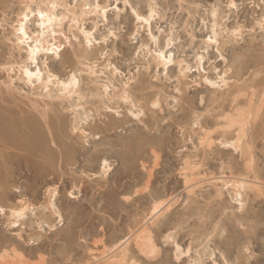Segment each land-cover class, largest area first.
I'll list each match as a JSON object with an SVG mask.
<instances>
[{"label":"rangeland","instance_id":"374dc122","mask_svg":"<svg viewBox=\"0 0 264 264\" xmlns=\"http://www.w3.org/2000/svg\"><path fill=\"white\" fill-rule=\"evenodd\" d=\"M56 1L64 6L57 8V12L71 17L63 20V34L57 39L72 52L75 64L62 61L56 65L55 56L44 52L38 54L37 64L44 77L49 72L59 77L49 84L52 92L61 87V81L71 77L72 70L76 71L83 94H75L71 101L66 99L62 104L57 98H46V91L39 83L32 86L21 74L20 66L27 60V51L14 42L15 30L25 10L23 6L32 0H0V164L3 163L0 179L8 176L0 180V207L8 212L7 217L0 216V252L3 253H0V264L89 263L95 253L98 255L104 249L110 252L115 242L127 239L138 228L143 229L151 218L155 200L175 197L178 201L165 215L155 219V224L147 223L159 252L152 259L159 260L160 264H179L176 260L179 245L184 253L191 249L190 259L188 255L181 256L184 264L196 261L204 264L214 251L232 260H243L244 264H264V29L260 27L264 22V7H260L261 0H130L141 15L147 16L151 8L156 10L150 27L138 22L128 10V15L122 16L115 25L121 29L119 39L111 38L103 47L96 45L91 49L86 48L83 31L96 28L94 36L103 41L107 31L114 29L111 11L105 26L103 18L95 15L97 0ZM100 2L108 4L115 0ZM232 2L236 8L229 7ZM120 5L123 13V0ZM82 10L87 13L73 20V13L79 14ZM39 22L32 14L25 22L33 38L41 30ZM215 24L218 44L213 42L208 46L206 40L213 35ZM149 29L156 42H152ZM73 37L83 42H74ZM168 38L173 39L169 50L174 49L176 63L165 75L164 66L155 61V54L157 45H165ZM104 53L108 54L107 58ZM198 53L205 54L206 71L196 68ZM181 61L192 67L187 75L179 73ZM53 67L59 71H52ZM218 69L219 74L226 73L231 84L227 92L211 89L205 81V76L217 79ZM124 82L130 83L131 98L137 108L142 101L159 97L162 110H147L144 121L135 119L130 115L131 101L109 99L121 90ZM105 84L110 85L109 96ZM238 85L241 92L235 97L232 92ZM251 98L253 110L246 125V138L242 140L246 151L243 153L241 149L222 144L236 135L232 130L225 131L223 124L228 112L232 113L237 106L247 108ZM176 99L181 100L179 105L174 103ZM144 108L149 109V103ZM53 110L62 112L61 130L55 127L58 117ZM116 111L120 112L118 118H115ZM41 112H48L54 121L53 134L47 130ZM206 130L211 132L210 146L199 142ZM53 135L59 148L50 146ZM12 139H22L24 144L20 147ZM42 145L52 162L40 157ZM103 158L111 165L110 169L103 168ZM248 160H251L250 167ZM187 161L189 167L185 165ZM244 174L256 177L261 191L248 190L240 197L231 188L222 187L224 176L227 179ZM210 177H219V190L208 182ZM193 178L202 183L192 194L186 192V181ZM125 196L131 199L125 200ZM21 206L26 211L19 230L26 239H16L15 232L4 230L12 211ZM224 221L228 229L226 240L215 235L217 225ZM170 233L171 238L166 240ZM131 242L130 257L143 264L148 256ZM245 246L251 250L250 257L242 253Z\"/></svg>","mask_w":264,"mask_h":264},{"label":"bare ground","instance_id":"6f19581e","mask_svg":"<svg viewBox=\"0 0 264 264\" xmlns=\"http://www.w3.org/2000/svg\"><path fill=\"white\" fill-rule=\"evenodd\" d=\"M37 3H40V4H48V5H50L51 3H56V4H58V2L56 1V0H48L47 2H46V0H40V1H38ZM94 10V9H93ZM93 10H90V11H88V12H91V11H93ZM150 10V12H155L156 13V10L154 9V8H151V9H149ZM25 11H27L26 9L22 12V17H23V15H24V13H25ZM47 11L48 12H50L52 15H55L56 17H57V20L56 21H54L53 22V24H48V21L47 20H45V21H40L39 22V24L40 23H44L45 25H46V27L44 28V29H41L39 32H43L44 33V35L42 36V37H39V40H40V44H39V47L41 48V51H39V52H37L36 53V55H35V57H34V61L35 62H33L32 60H29V54H30V48L31 49H35L38 45H37V43H36V40H37V35L33 38L29 33H28V31H27V29H26V24H25V22L26 21H23L22 20V18L19 20V24L20 23H24V25H25V31H26V33L28 34V41L30 42V47H29V43H27L26 42V44L25 45H23V46H21V45H19V44H16L17 46H18V48H20V49H26V51H27V60L24 62V64L23 65H21L20 66V70H21V74H22V76L24 77V79L27 81V83H29V78L25 75V73H24V71H23V69L24 68H28L29 70H31V71H35L37 68H39V70L41 71V73L43 74V70H42V68L37 64V56H38V54H40V53H43L44 51H43V49H45V48H51L52 47V45L53 44H55L57 47H61V46H63V44L62 43H60L58 40L59 39H57V37L60 35V34H63V30H62V25H63V20L61 21L59 18L60 17H65V15H63V14H59L58 12H57V9H55V10H53V9H51V8H49V9H47ZM74 12V11H73ZM215 13H216V10L214 11ZM218 12V11H217ZM87 13V11L86 10H82V12L81 13H77V12H74L73 13V20H75V21H77L78 20V18L79 17H81L82 15H84V14H86ZM32 13L31 12H28V16L30 17V15H31ZM72 14V13H71ZM141 15V14H140ZM142 16H144V15H142ZM145 17V19H148L149 21H151V19L154 17V16H149V14L147 15V16H144ZM150 23L151 22H149L148 23V26L150 27ZM61 28V29H60ZM53 33H55V35H53ZM15 34H16V30H15ZM62 36V35H61ZM151 36H154L153 35V33L151 32ZM209 37H211V40H209ZM208 38H207V40H206V43H207V45L208 46H210L213 42H215V43H217L218 44V40H217V31H216V24L213 26V35L211 36H209ZM23 37H21V39H22ZM60 38V37H59ZM67 38V37H66ZM66 41H67V39H66ZM172 41H173V39L172 38H168L167 40H166V43H165V45H163V46H160L161 44H159V45H157V46H159L158 47V49H157V51H162V52H166L167 53V51L169 50V47H170V45L172 44ZM86 48H88V45H87V43H86ZM88 51V50H87ZM86 51V52H87ZM90 51V50H89ZM156 51V52H157ZM44 53H46V52H44ZM83 53V52H82ZM46 54H48V53H46ZM81 54V53H80ZM86 54V53H85ZM88 54V53H87ZM93 54V53H92ZM203 55V57H204V64H203V66L202 67H200V66H198V62H197V57L198 56H200V55ZM83 56H86V55H83ZM93 56V55H92ZM196 57V68H197V70H199V71H206L205 70V54L204 53H198L197 54V56H195ZM94 58V57H93ZM89 59V58H88ZM157 60H158V58L156 57V54H155V61L157 62ZM28 61H30V62H28ZM174 62L176 63V61H175V59H174ZM34 64V66H32ZM158 65H162V66H164V64H163V61H160L159 62V64ZM174 65V63H172V64H169L168 65V67H167V70L171 67V66H173ZM178 65L180 66V72L179 73H181V74H183V75H187V73L188 72H191L192 71V67L189 65V63H187V64H183V61H181V62H179L178 63ZM181 65H183V67H181ZM235 65H237V64H235ZM241 65V64H240ZM240 67V66H239ZM238 70H239V68H238ZM242 70V69H241ZM241 70H239V71H241ZM92 73H94V70L92 69ZM236 73V72H235ZM237 73H238V71H237ZM236 73V74H237ZM49 74V73H48ZM48 74L44 77V75H43V83H41V81L40 80H37V79H33V81L31 82V83H29L30 85H32V86H35V83H39L42 87H43V89H47V91L45 92V96H46V98L47 97H49L50 99L52 98L53 100H55L56 98L59 100V102H60V104H62L63 102L65 103V100L67 99V101L68 100H70L71 98H73V96L75 95V94H78V95H80L81 93H80V86L79 87H77V86H73V90H72V93L71 94H66V90L65 89H63L62 87H60L56 92H57V94H54V92H52V89L49 87V83H48ZM235 74V75H236ZM239 74H241L240 72H239ZM226 73L225 74H219L218 76H217V79H213V78H210L209 76H205V81L207 82V84L209 85V88H215L216 90H221V91H223V92H227L228 91V89L230 88V86H231V84H230V82L228 81V79L226 78ZM52 76H54V74H52ZM221 77H223V80L221 79ZM71 79V77L69 78V79H67L66 81H61L60 82V85L62 84V83H67L69 80ZM77 79L78 80H80V78H78V76H77ZM143 79V78H142ZM81 81V80H80ZM208 81H212V83L210 84V83H208ZM254 82V81H253ZM124 83H126V82H124ZM142 83V82H141ZM141 85H144V84H141ZM213 85H216L215 87L213 86ZM145 86V85H144ZM147 86V85H146ZM240 85H238V88L234 91V92H232V93H234V95H235V97H237L236 95H237V93L239 94L241 91V89H239L240 87H239ZM142 87V86H141ZM91 88V87H90ZM89 88V89H90ZM104 88H107L108 90L107 91H105L106 92V94H108L107 92H109V88H110V85H108V84H105L104 85ZM114 88L116 89L117 87L116 86H114ZM211 88V89H212ZM94 89V88H93ZM130 89V88H129ZM144 89V88H143ZM231 89V88H230ZM118 90V89H117ZM115 91V90H114ZM215 91V90H214ZM55 92V93H56ZM93 92V91H92ZM95 92V91H94ZM220 92V91H219ZM229 92H230V90H229ZM231 93V92H230ZM231 93V94H232ZM83 94V93H82ZM81 94V95H82ZM93 94V93H92ZM99 94V93H98ZM223 95H224V93H222ZM221 94V95H222ZM226 94H228L229 95V93H226ZM80 95V96H81ZM94 95V94H93ZM96 95V94H95ZM240 95V94H239ZM107 96H109V94L107 95ZM96 97H98V95L96 96ZM131 97H133V96H131V92H130V90H128V95H127V99H128V101H131V102H133L132 100V98ZM100 98H101V96H100ZM114 98H119V100H122V101H124L125 102V89L123 88V86H122V88H121V90H120V88H119V92H114V95H110L109 96V99L110 100H113ZM215 98V97H214ZM218 98V97H217ZM220 99L222 98V97H219ZM108 99V100H109ZM61 100V101H60ZM223 100H225V99H223ZM71 101V100H70ZM56 102V101H55ZM73 102V101H72ZM235 102V101H234ZM248 107L246 108H244V107H241V108H235V109H233V111L231 110L230 112H232V113H229L228 112V114H226V116H225V118H226V120H225V122H224V124H223V128H224V130L225 131H231L232 130V132H235V138L233 139V140H231V141H222V144H224V145H231V146H233L235 149H241V151L243 152H246L245 151V149H244V145H245V143H244V145L242 144L243 142H242V140H244V138H246V135H247V128H246V125L248 124V120H249V117H250V115L252 114V110H253V99L251 98V99H249L248 101ZM247 102H246V104H247ZM51 103V102H50ZM74 103V102H73ZM130 103V102H129ZM262 103V102H261ZM71 104V103H70ZM75 104V103H74ZM237 104V103H236ZM239 104V103H238ZM46 105V104H45ZM48 105V104H47ZM46 105V106H47ZM50 105H53L52 103L50 104ZM72 105V104H71ZM70 105V106H71ZM58 106V105H57ZM68 106H69V104H68ZM77 106H79V104L77 105L76 104V107ZM235 106V105H234ZM233 106V107H234ZM232 107V106H231ZM240 107V106H239ZM79 108V107H78ZM108 108H110V107H108ZM244 108V109H243ZM47 109H48V106H47ZM54 109V108H53ZM64 109H66V107L64 108ZM69 109V107L67 108V110ZM95 109H97V108H95ZM99 109V108H98ZM232 109V108H231ZM257 110H259V108L257 107L256 108ZM46 110V109H45ZM59 110V109H58ZM70 110V109H69ZM77 110V109H76ZM75 110V111H76ZM61 111H62V109H61ZM97 111H99V110H97ZM22 112V111H21ZM56 113V117H58V121H55L56 122V126L55 127H57V128H59L60 130H61V123H62V121H61V123H60V117H61V115H60V113H62V112H60L59 111V113H58V111H54L53 110V113ZM67 112V111H66ZM78 112V111H77ZM13 113V112H12ZM42 114H43V112H41ZM52 113V114H53ZM81 113V112H80ZM79 113V114H80ZM84 113V112H83ZM67 114V113H66ZM55 115V114H54ZM60 115V116H59ZM79 116V115H78ZM120 116V115H119ZM122 116V115H121ZM32 117V116H31ZM123 117V116H122ZM34 118V117H33ZM42 118H43V121H44V123H45V125H46V127H47V130L49 131V132H51L50 134H53V128H55L54 127V125L52 124V123H54V121H52V118H50V116L48 115V112L47 113H44L43 115H42ZM60 118V119H59ZM115 118H118V116H116ZM37 119V118H36ZM63 119V118H62ZM6 120V119H5ZM28 120V119H27ZM54 120V119H53ZM56 120V119H55ZM124 120V119H123ZM41 120H39V122H40ZM112 121V120H111ZM121 121V120H120ZM32 122V121H31ZM64 122V121H63ZM19 123V122H18ZM23 123V122H22ZM30 123V122H29ZM43 123V124H44ZM117 123V122H116ZM124 123H125V121H124ZM15 124V123H14ZM17 124V123H16ZM19 124H21V123H19ZM42 124V126L44 127L45 125H43ZM64 124V123H63ZM112 124V123H111ZM9 125H11V123L9 124ZM91 125V124H90ZM114 125V124H113ZM120 125V124H119ZM32 126V125H31ZM6 127H7V125H6ZM12 127V126H11ZM18 127V126H17ZM22 127V126H21ZM111 127V126H110ZM113 127V126H112ZM36 128V127H35ZM94 128H97V127H94ZM12 129H14L13 127H12ZM24 129V128H23ZM37 129V128H36ZM108 129V128H107ZM15 130H17V129H15ZM45 130V129H44ZM55 130V129H54ZM21 131V130H20ZM27 131V130H26ZM65 131V130H64ZM207 131V130H206ZM205 131V132H206ZM56 132V131H55ZM58 132V131H57ZM62 132V131H61ZM12 133V132H11ZM37 133H39V132H37ZM42 133V132H41ZM23 133L21 132V134L20 135H22ZM49 134V133H48ZM210 134H211V132H206V133H204L203 132V136H201V138L199 139V142L202 144V145H204V144H208L209 146L212 144V142H213V140H212V138H211V136H210ZM15 135V134H14ZM36 135V134H35ZM58 135V134H57ZM61 135H63V133H61ZM32 136V135H31ZM41 136V135H40ZM45 136V135H44ZM43 136V137H44ZM47 136V135H46ZM15 137V136H14ZM19 137V136H18ZM22 137V136H21ZM24 137V136H23ZM22 137V138H23ZM43 137H42V139H43ZM55 137H56V135H55ZM55 137H54V135H53V137H52V140H51V142H52V144H50V146L51 145H53V147L54 146H58V148L60 147L59 145H57V140L55 139ZM1 138V137H0ZM35 138V137H34ZM64 138V137H63ZM2 139V138H1ZM0 139V140H1ZM9 139H10V137H9ZM20 139V138H19ZM36 139V138H35ZM15 140V139H14ZM13 139H12V142H16L20 147H21V144H24V142L22 143V139L21 140H15L14 141ZM24 140V139H23ZM35 141V140H34ZM59 141V140H58ZM60 141H61V139H60ZM63 141V140H62ZM202 141H203V143H202ZM31 142V141H30ZM37 142V141H36ZM42 142V141H41ZM49 142V141H48ZM48 142H46V143H48ZM3 143V142H2ZM32 143V142H31ZM34 143V142H33ZM38 143H40V142H38ZM43 143V142H42ZM5 144H7V143H5ZM27 144V143H26ZM49 144V143H48ZM59 144V143H58ZM9 145V144H8ZM8 145H5V146H8ZM10 145H11V143H10ZM31 145V144H30ZM37 145V144H36ZM66 145V144H65ZM25 146V145H24ZM49 146V147H50ZM247 146V145H246ZM15 147V146H14ZM18 147V146H17ZM19 147V148H20ZM39 147V146H38ZM48 147V149H50ZM126 147V146H125ZM9 148V147H8ZM8 148H6V149H8ZM11 148H13V147H11ZM26 148H27V146H26ZM29 148V147H28ZM62 148V147H61ZM1 149H2V147H1ZM6 149H4V150H6ZM22 150L24 149V148H21ZM30 149V148H29ZM32 149V148H31ZM36 149V148H35ZM38 149V148H37ZM46 149V148H45ZM57 149V148H56ZM3 151V150H2ZM154 152H155V150H153ZM34 152V151H33ZM54 152H55V150H54ZM53 152V153H54ZM243 152V153H244ZM39 153V152H38ZM51 153V152H50ZM61 153V152H60ZM1 154H2V152H1ZM5 154V153H4ZM17 154V153H16ZM49 153H48V151L46 150H44L43 149V145H42V147L40 148V157L41 158H44V159H47V158H49V161H50V157H49V155H48ZM56 154V153H55ZM33 155V154H32ZM21 156H22V154H21ZM24 156V155H23ZM29 156V155H28ZM60 156H61V154H60ZM5 158H6V156H4ZM157 157H159V156H157ZM34 158H35V156H34ZM39 158V157H38ZM38 158H36V160H38ZM61 158V157H60ZM104 160H103V168H105V164H104V162L105 161H107V159L106 158H103ZM5 160V159H4ZM24 160V159H23ZM32 160V159H31ZM34 160V159H33ZM48 160V159H47ZM22 161V160H21ZM54 161V160H53ZM58 161V160H57ZM99 161V160H98ZM30 162V161H29ZM44 162H45V160H44ZM43 162V163H44ZM47 162V161H46ZM50 162H52V161H50ZM102 162V161H101ZM191 162V161H190ZM2 163V162H1ZM11 163V162H10ZM9 163V164H10ZM36 163V162H35ZM39 163H40V161H39ZM39 163H37V164H39ZM189 163V161H187L186 162V166L187 167H189V165L190 164H188ZM192 163V162H191ZM3 164V163H2ZM2 164H0V165H2ZM8 164V163H7ZM23 164V163H22ZM27 164V163H26ZM46 164V163H45ZM59 164V163H58ZM248 167H250L251 166V160H248ZM43 165V164H42ZM49 165H50V163H49ZM54 165H55V162H54ZM53 165V166H54ZM192 165V164H191ZM4 166V165H3ZM19 166V165H18ZM110 166L111 165H109V162H108V166H107V168H106V170L107 169H110ZM11 167V166H10ZM46 167V166H45ZM196 167V166H195ZM52 168V167H51ZM191 168H193V167H191ZM5 169V168H4ZM46 169V168H45ZM44 169V170H45ZM190 169V168H189ZM1 170V169H0ZM12 170V169H11ZM49 170V169H48ZM185 170H186V168H185ZM185 170H183V172L185 171ZM192 170V169H191ZM195 170V169H194ZM7 172V171H6ZM194 172V171H193ZM10 173V170H9V172H8V174ZM187 173H185V175H186ZM184 175V174H183ZM245 175V174H244ZM4 177V176H3ZM6 177H8V176H5L4 178H6ZM45 177V176H44ZM186 177H187V175H186ZM212 177V176H211ZM210 177V179L208 178V182H210L211 183V185L213 184L214 186L213 187H215V188H217L218 187V189L217 190H219V182L217 183V180L219 179V177H213V178H211ZM4 178H1V179H4ZM11 178V177H10ZM223 178V177H222ZM221 178V179H222ZM224 178H225V176H224ZM223 178V183H222V187L225 189V188H227V189H232L234 192H235V194L237 195V196H242L245 192H247L248 190H252V191H261V184H259V182H257L258 180L256 179V177H252V178H250L248 175H245V176H239V177H228L227 179H224ZM0 179V180H1ZM8 180H9V178H8ZM220 180V179H219ZM257 180V181H256ZM10 182V181H9ZM201 183H202V181H196V180H194V178L192 179V180H187L186 181V185H187V189H186V192L188 191V193H192L193 194V192H194V188H196L197 186H199V185H201ZM1 185V184H0ZM147 185H148V183H147ZM146 185V186H147ZM148 187V186H147ZM200 187V186H199ZM223 188H221V190L223 189ZM1 189V188H0ZM216 189H215V191L216 192H218ZM220 190V192H221V194H222V192L223 191H221ZM264 191V190H263ZM231 192V191H230ZM257 193V192H256ZM216 194V193H215ZM247 194V193H246ZM263 194V193H262ZM1 195V194H0ZM219 195H220V193H219ZM240 197H238V198H240ZM243 197V196H242ZM176 199H173V203L167 208V209H165L163 212H160V214L158 215V216H156L155 217V219H157L158 217H160L161 215L163 216V215H165L164 214V212H166L167 210L169 211V209L173 206V204L174 203H176L177 201H178V199H177V197H175ZM165 200H168L167 198L165 199ZM164 199H163V201H165ZM161 201H159V200H155V204L153 205V207H152V210H151V216L149 215V217H151L150 218V220L149 221H151V224H153L155 221H157V220H155V219H153V209L155 208V206L157 205V204H159ZM242 204V203H241ZM23 206H24V204H23ZM26 206V205H25ZM22 207V206H21ZM28 207V206H27ZM23 208H25L26 209V207H23ZM20 209L18 208L17 210H13V211H19ZM12 211V212H13ZM150 213V212H149ZM24 215H25V213H24ZM24 215H23V217H21V220L24 218ZM159 219V218H158ZM62 220V219H61ZM149 221L148 222H146V224L143 226V225H141L140 227H142L143 226V229L142 228H138V230L135 232V231H133V232H135V233H131L132 235L129 237V236H127L128 238L127 239H122L121 240V242L119 241V243H117V242H115L116 244L113 246V247H111L112 248V251H108L107 249H104L103 251H100L99 253L100 254H98V255H95L94 254V260L93 261H91V262H89V263H86V264H133V261H135V257H134V259L132 258V256L130 257V254H129V251H131V250H129V247L131 246H129V244H130V242H131V240H133V242L135 243L134 245H135V247L137 246V248H138V250L140 251V253H143V255H145V253H151L152 252V250H153V248H155L157 251H156V254H159V252H158V249H157V246H156V243H155V241H154V237L152 236V230H151V227L149 226ZM147 223H149V224H147ZM155 224V223H154ZM0 240H1V238H0ZM124 240V241H123ZM132 243V242H131ZM3 246V245H2ZM1 247V246H0ZM106 247V246H105ZM12 248H14V247H12ZM114 248V249H113ZM4 249V248H3ZM6 249V251H8V250H10V249H7V248H5ZM16 249V248H15ZM15 249L13 250L14 252H15ZM12 250V249H11ZM111 250V249H110ZM5 252V251H4ZM16 252H18L17 251V249H16ZM109 252V253H108ZM0 253H2V251L0 252ZM5 253H7V252H5ZM131 253V252H130ZM3 254V253H2ZM8 254V253H7ZM6 254V255H7ZM133 254V253H132ZM10 255H12L11 253H9V256ZM4 257L2 258V260L4 259L5 260V254L3 255ZM20 257V254H19V252H18V254H16V257ZM146 256V255H145ZM157 256V255H156ZM155 256V257H156ZM11 257V260H13L12 259V257L13 256H10ZM9 257V258H10ZM17 257V258H18ZM41 257V256H40ZM245 257V256H244ZM6 258H7V260H8V257L6 256ZM16 258V259H17ZM21 258H23V257H21ZM149 258V257H148ZM153 258V257H152ZM18 259H20V258H18ZM17 259V261H20V260H18ZM3 260V261H4ZM17 261H14V263L15 262H17ZM22 261V260H21ZM23 262V261H22ZM44 262V261H43ZM19 264H21V262H19ZM26 264V263H25ZM135 264H138L137 263V261H135ZM203 264V263H202Z\"/></svg>","mask_w":264,"mask_h":264},{"label":"snow or ice","instance_id":"6c2138e0","mask_svg":"<svg viewBox=\"0 0 264 264\" xmlns=\"http://www.w3.org/2000/svg\"><path fill=\"white\" fill-rule=\"evenodd\" d=\"M74 5H69V7H72ZM27 11H25L22 20L23 21H27L29 19L28 16V12L32 13L33 17H38L40 21H48V24H53L54 21L57 20V17L55 15H52L50 12L47 11V9L51 8L53 10L57 9V8H62L64 7L63 5H58L56 3H51L50 5L48 4H40L37 3L36 0H32L31 3H28L26 5L23 6ZM95 7V15L96 17H102L103 21L105 23V26H107L108 22H109V13L111 11V13L113 14V25H114V29L113 30H109L107 31V34L104 35L103 37V41H101L100 39H96V37L94 36V33H96V28H93L91 31H83V39L86 40V43L88 45V48L91 49L96 45H99L101 47L104 46V44H106L108 42L109 39L111 38H116L119 39V34L121 29L116 28L115 25L116 23L122 18V16L124 15H128V10L131 11V16L134 17L138 22L142 21L145 24H148L150 21L148 19H145L144 16L140 15L137 6H135L133 3H130V0H123V8H124V12L121 13V5H120V0H115L114 3H108V4H102L100 2V0H97V2L94 5ZM230 8H236L237 5L235 2H232L229 4ZM260 7H264V0H261V4ZM89 9H91V6H89ZM213 16L216 15L215 12L212 13ZM149 16H155V12H150ZM61 21L64 19H71V17H60L59 18ZM78 26V25H77ZM46 27V25L44 23H40L38 25L39 29H44ZM260 27L262 29H264V22H261ZM163 31V30H161ZM44 35L43 32H38L37 33V47L35 49H31L30 48V54H29V60L34 61V57L36 55L37 52L41 51V48L39 47L40 44V40L39 37H42ZM53 35H55V33H53ZM149 35L151 36V29H149ZM21 37H23L21 39ZM135 38V37H134ZM68 39V38H65ZM74 40V42H80L82 43L83 41L81 40H76L74 37L72 38ZM137 42L138 41V38ZM152 42H156V37L155 36H151ZM209 40H211V37H209ZM13 42L10 40V43ZM14 42L16 44H19L21 46L25 45L26 42L29 43V47H30V42L28 41V34L25 31V25L24 23H20L16 26V35H15V39ZM63 44V42H62ZM44 52L46 53H51L53 56H55V64L59 65L62 61L66 64H75V60L73 58V54L72 52H70L68 50L67 47H57L55 44L52 45L51 48H45L43 49ZM217 51L219 52V49H217ZM173 52L174 49H170L167 53L166 52H162V51H157L156 52V57L158 58L157 60V64H159L160 61H163L164 64V70H165V75H167V67L169 64L174 63V56H173ZM105 56V58H107V53L103 54ZM139 55V50H137V56ZM220 59L223 60L224 57L221 55ZM197 62H198V66L202 67L204 64V57L201 54L200 56L197 57ZM181 67H183V65H181ZM25 75L29 78V83H31L33 81V79H37L40 80L41 83H43V74L41 73V71L39 70V68H37L35 71H31L28 68H24L23 69ZM52 71H59L58 68L53 67ZM99 70H97L98 72ZM160 68L157 67V73H159ZM137 72H139V69H137ZM217 74H219V69L217 70ZM102 76V73L100 74ZM59 77L56 76H52L51 72H49L48 74V83L51 84L53 82V80H58ZM221 79L223 80V77H221ZM208 83H212V81H208ZM80 86V80L77 79V74L75 70H72V74H71V79L67 82V83H62L60 86L66 90V94H71L72 90H73V86ZM214 87L216 85H213ZM123 88L125 89V103H129L128 99H127V95H128V90L130 88V83H124L123 84ZM47 91V89H45ZM108 89L105 88V91H107ZM176 93L179 94L180 93V89L177 88L176 89ZM201 102L203 103V99L201 100ZM145 103H149V109H145L144 105ZM169 103H173V101L171 99H169ZM174 103L176 105H179L181 103L180 99H176L174 101ZM132 107V112L130 113V115H134L135 119H137L138 121H144L145 118V113L147 110H152V111H156L159 112L162 110V102L160 101L159 97H156L154 100L150 101V102H146V101H142L141 102V106L140 108H137L135 103L132 102L131 104ZM109 111H111V109H109ZM116 116L120 115L119 111L115 112ZM143 126V125H142ZM203 143V141H202ZM105 164V168H107L108 166V161L104 162ZM51 191V190H50ZM140 189H137V192L139 193ZM69 195H72V193H69ZM125 200H130L131 197L130 196H125L124 197ZM23 203V202H21ZM173 203V199L169 198L167 201H161L159 204H157L155 206V208L153 209V219H155L156 216H158L160 214V212H163L165 209H167L171 204ZM181 203H183V201H181ZM243 204L240 205V209L241 211L243 210ZM54 210V209H53ZM26 209L21 207V209L19 211H13L11 214V217L8 218V223L6 225H4V230L5 232L8 231H12L15 232V238L16 239H26V237L23 236V233L20 232L19 228H20V223L21 221V217H23L24 213H25ZM0 216H8V212L6 210V208L4 207H0ZM221 229H224L223 231H221ZM171 233L165 237L166 240H169L171 238ZM216 236H219L222 238V240H226L228 238V229H227V221H224L221 224L217 225V230L215 233ZM5 239H7V237H4ZM209 243L212 242L213 237H208ZM221 247H223V245H221ZM156 249L153 248L151 253H145L146 256H148V259L143 260V264H160L159 260H155L152 259V257H155L156 255ZM190 252L191 249H189V253H184L183 250L179 247V245L176 246V260L179 261V264H184L183 260L181 259L182 255H188L189 259H190ZM242 253L247 254L249 257L251 256V250L245 246L242 248ZM38 264H40V262H38ZM133 264H135V261H133ZM194 264H201L200 261H196L194 262ZM204 264H244L243 260H232L230 256H225L222 252H217L214 251L213 253L210 254V259L206 262H204Z\"/></svg>","mask_w":264,"mask_h":264}]
</instances>
